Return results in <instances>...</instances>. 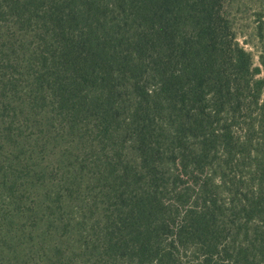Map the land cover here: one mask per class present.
<instances>
[{
	"label": "trees",
	"instance_id": "1",
	"mask_svg": "<svg viewBox=\"0 0 264 264\" xmlns=\"http://www.w3.org/2000/svg\"><path fill=\"white\" fill-rule=\"evenodd\" d=\"M262 67L227 0H0V264H264Z\"/></svg>",
	"mask_w": 264,
	"mask_h": 264
},
{
	"label": "rangeland",
	"instance_id": "2",
	"mask_svg": "<svg viewBox=\"0 0 264 264\" xmlns=\"http://www.w3.org/2000/svg\"><path fill=\"white\" fill-rule=\"evenodd\" d=\"M227 5L239 44L251 53L255 66H259L260 58H264V0H227ZM262 70L260 77L264 76L263 67Z\"/></svg>",
	"mask_w": 264,
	"mask_h": 264
}]
</instances>
